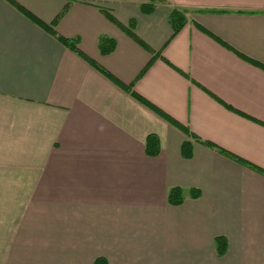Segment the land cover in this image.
<instances>
[{
  "label": "crops",
  "instance_id": "1",
  "mask_svg": "<svg viewBox=\"0 0 264 264\" xmlns=\"http://www.w3.org/2000/svg\"><path fill=\"white\" fill-rule=\"evenodd\" d=\"M260 171L264 0H0V264H264Z\"/></svg>",
  "mask_w": 264,
  "mask_h": 264
},
{
  "label": "trees",
  "instance_id": "2",
  "mask_svg": "<svg viewBox=\"0 0 264 264\" xmlns=\"http://www.w3.org/2000/svg\"><path fill=\"white\" fill-rule=\"evenodd\" d=\"M26 16H28L29 18H33L31 16V14H29L27 11L20 9ZM185 14H186V10H177V9H173L171 10L170 16H169V22L172 28V36H174L175 34H177L179 32V30L184 26L185 22H186V18H185ZM34 19V18H33ZM42 27H45L43 25H41ZM46 29H48L53 35H55L54 30L51 27H46ZM56 36V35H55ZM57 39H59L65 46H67L69 49H71L72 51L79 53L77 46L72 43L69 42L65 39H62L58 36H56ZM109 50V47L107 48H103L104 52H107ZM99 72H101L102 74H104L105 76L109 77V74L103 70L101 67L97 66L96 64H92ZM119 85V84H118ZM121 86L127 93H129L135 100H137L138 102H140L141 104H143L144 106L148 107L149 109L153 110L154 112H156L157 114H159L162 118H164L167 122H169L170 124H172L173 126L177 127L178 129H180L185 135H191L187 129L182 128V126H180L177 122H175L174 120H172L171 118H169V116L165 115L164 113H162L161 111H159L157 108L153 107L151 104H149L146 100H144L141 96L137 95L135 92H133V90L131 89V87H125L122 85ZM212 146V145H211ZM214 147V146H212ZM145 148H146V152L150 155H157L158 153V146H157V140L155 138V136H148L146 139V144H145ZM219 152L224 153L226 155H228L229 157L235 159L236 161H239L241 163H244L242 161H240L238 158L231 156L228 153H225L223 150L218 149ZM261 172V171H260ZM264 174V171L261 172ZM168 202L170 204H179L181 202V196H180V192L179 190H172L169 192L168 194ZM217 241V252L219 255H223V253L226 250V241L224 238L218 237L216 239Z\"/></svg>",
  "mask_w": 264,
  "mask_h": 264
}]
</instances>
